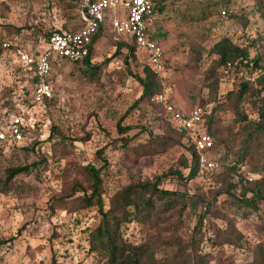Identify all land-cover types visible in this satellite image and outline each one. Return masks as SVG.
I'll return each mask as SVG.
<instances>
[{
  "label": "rangeland",
  "instance_id": "rangeland-1",
  "mask_svg": "<svg viewBox=\"0 0 264 264\" xmlns=\"http://www.w3.org/2000/svg\"><path fill=\"white\" fill-rule=\"evenodd\" d=\"M77 6L78 0H0L1 122L29 101L32 75L21 55L34 53L47 31L78 28ZM159 6L149 25L165 57L155 91L169 89L184 111L204 107L201 129L212 133V154L235 161L244 152L242 166L198 167L187 178L191 153L183 133L161 105L139 98L135 75L144 76L145 53L134 47L130 54L132 42L116 38L108 21L91 47L94 67L60 62L45 112L33 109L21 142L0 143V264H104L89 250L90 231L102 220L97 197L85 200L91 166L101 177L103 210L126 186L151 197L150 209L128 207L130 220L119 230L126 243H146V264H264V189L255 206L240 201L245 190V197L255 195L243 177L264 172V131L254 127L264 108V0ZM223 37L250 58L258 55L259 66L220 65L212 48ZM119 42L129 44L117 51ZM13 168L24 169L10 176ZM155 182L169 193L139 187L153 190Z\"/></svg>",
  "mask_w": 264,
  "mask_h": 264
},
{
  "label": "built area",
  "instance_id": "built-area-1",
  "mask_svg": "<svg viewBox=\"0 0 264 264\" xmlns=\"http://www.w3.org/2000/svg\"><path fill=\"white\" fill-rule=\"evenodd\" d=\"M153 3V0H79L80 27L53 31L46 39L40 40L41 45L34 53L21 55L23 70L36 75L38 83L31 92V104L21 102L18 112L10 114L7 121H0V143L23 140L33 109L46 110V100L52 95L50 79L55 66L64 60L83 62L91 55L93 35L108 21L116 38L123 36L127 37L126 41L134 42L136 48L145 53L147 64L159 74L164 68L165 57L161 44L149 32L154 18ZM226 68L230 69V63ZM149 101L161 105L165 116L183 133V142L187 147H193L195 162L201 170H214L222 164L233 163L227 156L220 158L212 154L213 138L201 129L206 114L204 107L195 106L187 111L177 108L167 88L152 94ZM246 178L253 181L259 178V174L247 173Z\"/></svg>",
  "mask_w": 264,
  "mask_h": 264
},
{
  "label": "trees",
  "instance_id": "trees-1",
  "mask_svg": "<svg viewBox=\"0 0 264 264\" xmlns=\"http://www.w3.org/2000/svg\"><path fill=\"white\" fill-rule=\"evenodd\" d=\"M79 1V0H78ZM153 11L155 13L156 9L158 8L159 4L163 0H153ZM159 3V4H157ZM160 10L163 8V6H159ZM103 28V27H102ZM102 28H99L96 34L92 37V45L95 41L96 37L98 36L100 30ZM59 29H53L51 31H47L46 33H43L42 38L46 39L53 31H57ZM151 35V34H150ZM151 37H153L151 35ZM126 42H119L117 43V51L124 46ZM127 43L126 45H128ZM130 46V54L132 53L135 43L132 42ZM212 52L219 55V64L226 67L227 63H230V69L234 68L236 64L241 63L245 60L246 64L248 62H252L254 66H259V56L256 55L253 58L249 57V53L246 49H243L234 43H232L231 39L229 37H223L221 40L217 41L212 48ZM65 61V60H64ZM63 62V61H60ZM83 63L88 65V67H94L90 63V56H87L84 58ZM58 65V64H57ZM55 66V68L57 67ZM149 66V65H148ZM146 66L144 69V76L135 75L136 79L139 81V83L142 86V92L140 95V99L146 97L150 99L152 94L158 92L155 91V88L157 87L155 78L156 73L152 70L151 66ZM151 68V69H150ZM27 73H31L32 75V86H31V92L33 90V87L36 83H38V77L34 74H32L31 71H26ZM246 84L242 85V89H245ZM160 91V90H159ZM31 92L29 93V101H25L26 103L31 104ZM242 91L238 95V99L241 98ZM49 101L48 99L46 100ZM211 114H209L207 117L209 118ZM255 130L264 131V108L260 111V118L258 121L254 124ZM120 130H123L119 126ZM206 131H208V126L206 127ZM210 133V132H209ZM212 133H210L211 135ZM214 148V147H213ZM212 148V149H213ZM191 153V160L189 171H188V179H191L197 174L198 171V165L195 162V152L193 150V147H188ZM246 153H241L237 160H233L232 164L225 165L222 164L218 169L214 170H208V171H220V170H227V171H237L238 167L242 166L241 161H243ZM25 168V167H24ZM24 168H13L9 170V175H13L14 173L23 170ZM206 170V169H205ZM91 176L93 179L92 182V192L91 195L86 196L85 200L87 204H92V198H96V204L98 205V210L102 214V220L101 222L90 231L89 234V250L93 252L95 256L98 257V259H103L104 264H146L145 261V255H147V245L145 242L139 243V244H132V243H126L122 239V236L119 234L120 226H122L124 223L130 220V212L128 211V207L130 205L139 208L140 206H143V208H149L152 205L151 203V197H147L144 199V194L140 193L135 190L137 188L134 185V188L132 186H126L120 191H118L114 197L111 199V205L108 210H103V202L101 200V195L99 192V186L101 184V177L99 175V170L94 168L93 166L90 167ZM170 174H175L179 177H181V173L178 170L170 171ZM241 175V174H240ZM243 180L247 183L253 184V187L248 190L252 191L254 190V194L250 197H245L244 191V197L241 198V202L244 203V205H252L255 206V199L257 195H260V192L264 189V172L263 176L259 177L253 181H248L246 176L243 177ZM149 186V190L151 193H166L168 194L169 191L167 190H161L157 188V183L155 182L152 187L153 190H151L149 184H141L139 185L140 188H146ZM143 209L141 208V211ZM140 212H138L139 214ZM203 218V215L200 216V220ZM1 242V241H0ZM55 264V263H53Z\"/></svg>",
  "mask_w": 264,
  "mask_h": 264
},
{
  "label": "crops",
  "instance_id": "crops-1",
  "mask_svg": "<svg viewBox=\"0 0 264 264\" xmlns=\"http://www.w3.org/2000/svg\"><path fill=\"white\" fill-rule=\"evenodd\" d=\"M79 19H80V18H79ZM80 22H81V21H80ZM80 26H81V25H80ZM80 26H79V27H80ZM76 29H77V28H76Z\"/></svg>",
  "mask_w": 264,
  "mask_h": 264
}]
</instances>
